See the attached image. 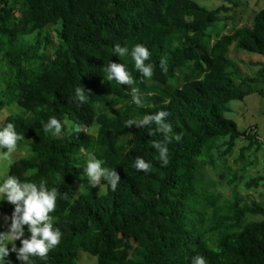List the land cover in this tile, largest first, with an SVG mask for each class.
I'll return each mask as SVG.
<instances>
[{"label": "trees", "instance_id": "1", "mask_svg": "<svg viewBox=\"0 0 264 264\" xmlns=\"http://www.w3.org/2000/svg\"><path fill=\"white\" fill-rule=\"evenodd\" d=\"M230 9L196 0H0V111L12 110L0 127L12 123L23 136L16 151H31L8 176L44 180L58 194L51 215L61 240L33 264H78L84 252L95 264H192L196 256L205 264H264V195L240 194L235 175L225 198L202 178L201 160L214 167V151L230 155L238 139L247 140L241 159L263 148L254 128L240 130L226 114L232 100L259 91L229 52L264 54V7L251 26L223 33L221 15ZM116 44L145 46L152 77L143 78L130 56L113 55ZM109 61L126 64L132 86L103 79ZM77 87L86 91L83 103ZM133 87L142 106L132 102ZM158 111L168 113V135L181 137L168 143L167 165L152 147L164 140L154 123L127 126ZM49 117L73 130L52 137L43 127ZM88 153L116 169L115 191L103 181L104 193L89 187ZM136 158L150 171H137ZM263 180L248 178L246 188ZM13 207L0 201V232L8 231ZM6 261L23 264L12 251Z\"/></svg>", "mask_w": 264, "mask_h": 264}, {"label": "clouds", "instance_id": "2", "mask_svg": "<svg viewBox=\"0 0 264 264\" xmlns=\"http://www.w3.org/2000/svg\"><path fill=\"white\" fill-rule=\"evenodd\" d=\"M113 55L119 58L130 56L134 62V69L139 71L143 78H151L153 65L149 61V50L140 44H136L129 49L127 45L116 44L112 49ZM162 70L166 71L165 61L161 60ZM103 79L108 82L115 81L118 85H133L131 72L127 70L125 63L111 62L103 67ZM86 91L79 87L75 89V99L81 103L86 100ZM132 102L137 106H142L141 96L136 88H131ZM168 113L158 111L155 114L144 115L139 119H129L127 126H144L150 122L157 126V131L164 134L162 143H153L152 147L159 154V161L162 165L168 164V143L171 139L179 141L180 135L169 136L172 131L171 125L166 122ZM44 130L52 137L60 138L65 133L72 131L68 120H58L49 117L43 125ZM78 131V129H77ZM23 139L12 123L0 127V150L4 158L14 153L17 144ZM104 162L95 155L86 154L84 173L87 177L89 187L95 188L105 182L108 187L115 191L121 180L116 169H109L103 166ZM133 167L139 171L147 173L150 171V163L143 158H136ZM57 190L46 185L44 180L37 182L23 181L15 176H6L0 179V201H7L13 205L11 223L7 232H0V264H10L6 261L9 252L16 253V259L23 264H33V258L47 260V254L56 247L61 240V231L54 226L52 213L56 208ZM27 226L25 229L24 226ZM25 232L27 236L25 237ZM20 241L17 248L15 241ZM14 241V243H12ZM11 245V247H9ZM192 264H205L202 257L196 256L192 259Z\"/></svg>", "mask_w": 264, "mask_h": 264}, {"label": "rangeland", "instance_id": "3", "mask_svg": "<svg viewBox=\"0 0 264 264\" xmlns=\"http://www.w3.org/2000/svg\"><path fill=\"white\" fill-rule=\"evenodd\" d=\"M203 6L215 8L225 4L230 9L229 12H222V25L220 24L223 33L231 32L234 28L241 26H251L255 13L264 7V0H196ZM226 24L225 27H223ZM223 27V28H222ZM233 49V48H231ZM230 57L234 62V68L240 76L256 77L257 81L252 83L259 91L249 93L243 100H232L229 103L230 111L226 116L232 118L240 130L254 128L257 132L259 141L263 144L262 149L252 148L246 151L241 159V148L247 144V140L238 139L230 155L220 158L221 150L214 151L216 159L215 166H211L208 162L202 163V178L208 185L209 189L215 192H221L225 198H230L234 192V185L230 184L232 178H238L235 182V189L242 195H249L251 199L261 200L264 195V180L257 186L246 188L248 178L257 176L264 177V54L250 53L246 51L229 52ZM240 80H236L239 82ZM12 110L4 109L0 111V120L10 114ZM30 149L26 146L24 150H17L4 158L2 150H0V179L8 176L10 165L25 154H30ZM241 165L245 166L242 169ZM223 172L225 177L219 176ZM78 192L82 191L81 183H77ZM98 194L105 192V186L97 185L92 188ZM87 252L81 253L78 264H95L96 259L89 256Z\"/></svg>", "mask_w": 264, "mask_h": 264}]
</instances>
